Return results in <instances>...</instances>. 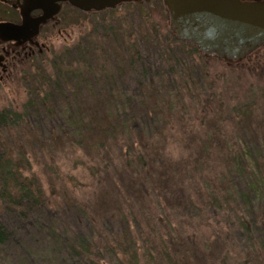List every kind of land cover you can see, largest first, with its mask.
Listing matches in <instances>:
<instances>
[{
    "label": "rangeland",
    "instance_id": "obj_1",
    "mask_svg": "<svg viewBox=\"0 0 264 264\" xmlns=\"http://www.w3.org/2000/svg\"><path fill=\"white\" fill-rule=\"evenodd\" d=\"M110 11L63 9L62 23L46 30L42 55L3 76L0 109L14 110L36 102L41 79L63 74L69 82L63 70L77 67L82 77L75 95L76 85L63 89L62 80L59 92L39 89L49 95L46 108L11 143H31L24 153L45 183L52 180L42 172L46 163L59 172L52 180L58 202L66 193L98 223L109 237L101 249L107 264L125 260L116 259L114 234L126 228L112 226L122 217L139 234L136 264H264V242L237 216L245 225L264 221V188L251 187L264 167V46L240 65L202 60L173 36L161 0ZM221 200L228 204L219 207ZM60 203L49 222L76 247L84 227ZM29 235L12 237L4 261L82 264L60 239L48 247L42 235ZM22 249L29 260L14 257Z\"/></svg>",
    "mask_w": 264,
    "mask_h": 264
},
{
    "label": "trees",
    "instance_id": "obj_2",
    "mask_svg": "<svg viewBox=\"0 0 264 264\" xmlns=\"http://www.w3.org/2000/svg\"><path fill=\"white\" fill-rule=\"evenodd\" d=\"M178 41L185 45H189L188 49L190 51H188L191 52L193 56L198 55V58L203 60L204 57L199 53L195 46L189 42ZM128 49L130 54L134 56L136 53L134 48H131V45H129ZM241 63L235 65H240ZM63 72H65V75L70 78L69 82L67 78L66 81L63 80V74H59V77L56 80L55 76L52 74L51 76L37 82V85H35V88L32 90L34 99H36L35 103L25 101L19 110L11 108L0 109V256L2 254L0 264H8L7 261H4L6 260V256L7 259L9 258L7 247L12 237L17 234H32V237L33 234H40L45 238L48 247H51L54 242H58L60 239L63 241L64 250L67 248L71 249V251L68 252L70 258L75 260L78 258L82 264H107L101 260V249H103L102 243L106 242V240L108 241L109 237L107 238L105 233L98 229V223L82 206L69 203L70 199L67 198L66 193L60 194V202L65 204V207L63 206L64 208H69L71 211H74L78 223H80V226L82 225V227H84L83 230L85 234L76 238L78 246L73 247L72 241L68 240L67 237L65 238L60 235L52 225V222H49V219L50 221L54 219V216H56L59 210H61V203L58 202L59 198L56 196L57 194H55L56 189L52 182L54 177H60L59 172L50 164L46 163L42 172L51 176L50 179L52 180L51 182L49 181L45 183L41 173L31 169V166L29 165L30 161L24 153V148H30L31 143H11L10 140L16 134L21 133L22 135V130L27 128L29 126L28 123L39 114V106H43L44 108L45 104L48 103V93L45 92L43 96H40L37 93L39 89L42 90L43 88H48L50 90L52 88L54 91L56 90L59 92L63 86V89H66L68 84H75L76 87L74 88L73 95L78 92V82H82L80 69H78V67L71 69L66 68ZM167 72L170 74L171 67H167ZM73 79H75L74 83ZM59 80L64 82H62V87L60 86V83H58ZM136 104L139 105L140 103L137 102ZM249 107L253 108V105H248V108ZM244 114L247 117L248 111L244 112ZM245 121H247V118H245ZM96 130L100 134L101 140L105 138L107 139L106 131L104 129L97 128ZM5 140H7V143ZM101 144L104 143L100 141L96 143L97 146H103ZM261 169L262 170L258 171L256 175H253V185H251V187L255 189L259 187L264 188V167H261ZM249 171H252V169L249 168ZM247 184L249 185V183ZM247 190L250 191L248 187ZM225 200L227 201L228 198H225ZM212 204L213 203L211 202V205ZM219 204V207H221L228 203L221 200ZM237 216L239 222L243 224V228H248L249 231L256 229V237L258 238V241L264 242V221H262L260 225H257L252 220L245 225V222L240 219L239 214H237ZM133 221L137 222V219L133 217ZM127 222V217H122L115 221L114 224L112 223V226H115L117 229L120 227L126 228L123 229V236L114 234V237L120 240L116 243V246L119 245L118 248L120 247V251L118 250L119 255L116 256V259L119 261V259L121 260L125 258V260L122 261V264H136V258L139 256L137 252L139 249V245H137L139 234L137 230L131 232ZM103 224L109 225L111 224V220L109 218L105 219L103 220ZM135 226V223H133L132 227ZM243 228H239L240 231H242ZM73 235L78 236L77 233H74ZM79 238H82L84 241L83 242L80 239L81 243L87 245H81L78 242ZM24 251L27 252V255ZM20 253V256H14L16 260H19V258L26 261L29 260L30 255L27 250L22 249ZM10 256L13 255L10 253ZM9 263L15 264V261L9 260Z\"/></svg>",
    "mask_w": 264,
    "mask_h": 264
},
{
    "label": "water",
    "instance_id": "obj_3",
    "mask_svg": "<svg viewBox=\"0 0 264 264\" xmlns=\"http://www.w3.org/2000/svg\"><path fill=\"white\" fill-rule=\"evenodd\" d=\"M68 2L82 12H101L125 3H148L152 0H32V8L52 9L54 2ZM169 16V29L180 41L189 42L204 58L239 63L264 46V0H161ZM30 3V4H31ZM30 6V5H29ZM21 12L22 26L0 23L2 41L23 42L27 35V15ZM55 14L44 13L34 24ZM29 36V37H28Z\"/></svg>",
    "mask_w": 264,
    "mask_h": 264
},
{
    "label": "flooded vegetation",
    "instance_id": "obj_4",
    "mask_svg": "<svg viewBox=\"0 0 264 264\" xmlns=\"http://www.w3.org/2000/svg\"><path fill=\"white\" fill-rule=\"evenodd\" d=\"M31 1L32 0H0V23H9L14 26H22L21 12H25V10L31 6V10L27 15L26 32L27 35L33 34L30 37L28 36L29 38L24 42L22 40L16 42L14 40L2 41L0 39V80H2L3 76L8 77L12 74L14 65L17 62L27 61L33 57L42 55L46 48V30H49L50 26L62 23L63 19H61L60 15L63 9H76L68 2L60 1L52 3V9L32 8L33 3H31ZM53 10H55V14L48 17L44 23L39 24L35 29L33 28V24L40 19L46 11L49 13Z\"/></svg>",
    "mask_w": 264,
    "mask_h": 264
}]
</instances>
